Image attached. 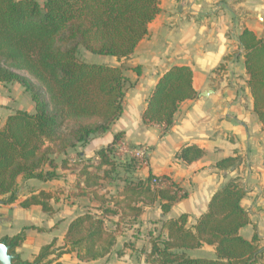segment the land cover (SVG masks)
<instances>
[{"label": "trees", "instance_id": "16d2710c", "mask_svg": "<svg viewBox=\"0 0 264 264\" xmlns=\"http://www.w3.org/2000/svg\"><path fill=\"white\" fill-rule=\"evenodd\" d=\"M160 3L161 0H0V83H18L30 92L35 104L34 112L18 109L0 127V196L5 203L17 200L20 177L40 181L58 178V169H69L72 164L68 157L59 163V155L86 146L94 136L109 131L121 117L127 88L133 83H128L122 66L84 61L79 56L80 49L113 56L118 61L129 58L149 34V23L160 12ZM239 38L255 111L264 125V39L248 28ZM133 70L141 76L140 65ZM196 95L192 68L172 65L149 96L143 120L167 131L181 103ZM122 136L123 132L116 133L111 142L96 150V162L73 164L81 166L77 196H90L98 201L95 210L87 209L70 221L64 246L55 247L53 240L31 262L15 255L16 247L25 240L27 227L3 237L0 241L10 247L14 263L52 264L50 256L57 250V256L76 252L81 261L107 257L123 231L121 222L131 224L143 213V206L157 199L166 215L175 202L187 196L174 181L168 187L153 184L155 177L169 179L153 173L125 180L118 197L99 193L95 188L108 176L107 169L112 172L121 166L134 173L148 159L133 156L120 164L115 147ZM204 154L201 147L191 145L180 148L174 157L190 164ZM240 160L239 155L228 156L218 160L216 166L230 169ZM245 194L242 183L232 179L214 193L208 210L196 223L189 225L187 214L164 221L167 235L151 237L146 263H259L264 257V247L259 246L258 234L246 239L240 233L251 222L241 204ZM53 201L58 202L55 193L39 190L32 191L20 205L23 208L40 205L47 214H54ZM113 216L119 219L114 228L108 227L106 219ZM204 244L215 246L214 258L187 254V250ZM124 246L133 248L131 242H125ZM122 253L123 250L117 251L119 255Z\"/></svg>", "mask_w": 264, "mask_h": 264}, {"label": "crops", "instance_id": "0c3cea01", "mask_svg": "<svg viewBox=\"0 0 264 264\" xmlns=\"http://www.w3.org/2000/svg\"><path fill=\"white\" fill-rule=\"evenodd\" d=\"M160 7L149 23V34L133 54L122 61L114 57L110 64L123 68L128 63L129 70L124 74L137 81L127 88L121 117L105 134L94 136L84 147L69 149L58 162L69 156L71 161L85 156L97 160L95 151L111 142L116 133L123 132L119 143L144 148L148 158L135 177L145 178L149 173L166 175L169 179L161 187H168L174 181L187 196L175 202L166 215L157 199L143 206V213L131 224L121 222L123 231L107 257L81 261L76 252L57 256V250L50 256L52 264H147L146 253L151 243L145 229L152 228L154 235L165 236L164 221L182 214L189 215V225L196 223L208 210L214 193L232 179L240 181L246 190L241 204L251 221L240 233L246 239L257 233L259 246L264 247V125L255 111L239 38L248 28L264 39V0H161ZM137 65L141 66V76L133 70ZM172 65L192 68L197 95L181 103L174 123L165 131L160 125L147 124L143 111L159 78ZM13 84L18 83H0V127L16 110H26L13 102L9 87ZM27 111H35V104ZM191 145L205 151L199 160L186 164L174 157L180 148ZM116 152L115 147V157L122 162L123 156L118 157ZM237 155L241 160L235 167L221 170L216 166L221 158ZM125 156L124 162L132 157ZM58 173V178L48 181L20 177L14 203H5L0 196V239L27 227L25 240L15 249V255L25 262H31L53 240L55 247L64 246L70 221L87 209L95 210L86 207L81 199L96 200L73 192L76 183L69 169L59 168ZM59 188L58 202H52L56 208L54 214H47L40 205L29 208L20 205L32 191L55 193ZM118 219V216L107 218V226L114 228ZM125 242H131L133 248L125 247ZM118 250L123 253L117 254ZM187 254L214 258L216 250L215 246L204 244L187 250ZM257 264H264V257Z\"/></svg>", "mask_w": 264, "mask_h": 264}, {"label": "rangeland", "instance_id": "374dc122", "mask_svg": "<svg viewBox=\"0 0 264 264\" xmlns=\"http://www.w3.org/2000/svg\"><path fill=\"white\" fill-rule=\"evenodd\" d=\"M40 1L43 2L44 0H40ZM79 56L82 60L87 61V62L103 63V64H109L110 65V64H113L112 62L115 61V58L113 56L97 55L95 53L89 52L85 48L80 49ZM127 70H129V64L125 63L123 65V72H126ZM19 72L23 73V74L25 73L24 71H19ZM134 82H136V80L130 78L128 83H134ZM9 87L11 90L10 92L13 95V99H15L13 102H15L17 104H21L23 106L22 109L27 110L30 108L31 105L34 106V101L31 98L30 92L24 90L19 84H13V86L11 85ZM116 153H117L118 157L123 156L124 160H126V158H125L126 156L123 155L121 152L117 151ZM62 156L63 155H59L57 157L58 161L60 160L59 157H62ZM92 159L90 158V156H85L83 159L82 158H80V159L76 158L75 160L71 161L72 164L69 166L70 167L69 173H72L74 175V179H75V183H76L75 184V190L73 192L78 193L79 189L77 187V179L79 178L78 173L81 169V166H75L73 164L75 163V161L79 162L81 164H87L88 162H91V161L96 162L95 159H93V160ZM124 160L122 162L119 160L120 164L124 163ZM107 170L109 171L108 176L106 178L102 179L100 182V185L95 189L99 193H101V194H103L109 198L112 195H116L118 197V195L120 193H122V190H123L124 185H125V180H128L130 178H135L136 173H137V172L129 173L128 171H126L124 169V167H121V166H119L118 168H116L112 172L110 171V169H107ZM92 171H96V169L92 168ZM99 173L102 175L103 171H100ZM82 180H83V178H82ZM55 193H56V197H58L57 193H61L60 188L57 190L55 189ZM81 201H82V203H84V205L86 207H91L92 209H95L96 206L99 205L98 201H89L88 198L81 199ZM153 232L154 231L152 230V228H151V230L145 229V235L148 238L150 237V239H151V237L156 236L153 234Z\"/></svg>", "mask_w": 264, "mask_h": 264}, {"label": "built area", "instance_id": "2783aa9c", "mask_svg": "<svg viewBox=\"0 0 264 264\" xmlns=\"http://www.w3.org/2000/svg\"><path fill=\"white\" fill-rule=\"evenodd\" d=\"M116 151L121 152L124 155L138 157L141 160H143L146 156V152L144 148H141V147L132 148V147L125 145L124 143H119V142L116 146ZM151 182L155 185H160V184H163L165 181L161 180L160 178L155 177L152 179Z\"/></svg>", "mask_w": 264, "mask_h": 264}, {"label": "water", "instance_id": "95a60500", "mask_svg": "<svg viewBox=\"0 0 264 264\" xmlns=\"http://www.w3.org/2000/svg\"><path fill=\"white\" fill-rule=\"evenodd\" d=\"M9 248L4 241H0V264H18L13 262L14 255L9 252Z\"/></svg>", "mask_w": 264, "mask_h": 264}]
</instances>
